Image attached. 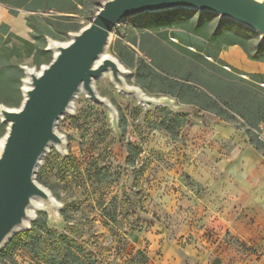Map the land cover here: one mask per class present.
I'll return each mask as SVG.
<instances>
[{
	"label": "rangeland",
	"instance_id": "374dc122",
	"mask_svg": "<svg viewBox=\"0 0 264 264\" xmlns=\"http://www.w3.org/2000/svg\"><path fill=\"white\" fill-rule=\"evenodd\" d=\"M102 1L75 0L72 12L19 8L15 15L0 3L8 14L22 16L27 31L19 36L9 23L0 24H8L11 34L25 37L44 50L47 36L67 40L68 32L75 28L61 31L59 37L43 33L36 39L38 33L26 22L29 14L37 16L42 28H55L47 19L51 15L69 18L59 20L64 27H81L90 21ZM54 3L67 5L65 0ZM164 22L174 26L166 28L165 37L158 33L165 28L152 30L154 24ZM179 24L200 28L207 39L175 28ZM182 32L191 36V42H203L201 54L190 56L175 46L181 42L173 33ZM227 34L237 38L249 35L248 49L252 54L256 52L255 32L209 12L175 8L147 11L121 21L108 52L128 69L126 80L132 84L136 83L134 65L138 58L159 65L162 75L180 83H169L175 92L159 93L154 87L142 90L148 95H166L174 106L145 109L135 98L117 91L108 75L96 79L95 89L115 106L118 123L113 126L108 110L92 103L84 92L78 94L73 113L64 115L57 126L66 136V155L51 147L36 174L62 209L54 221L48 219L45 210L37 211L35 219L41 217L48 228L91 250L97 264H133L130 253L137 255L136 250L146 253L145 264H212L215 258L220 264H264V185L248 179L249 168L244 162L237 173H228L238 154L248 148L263 164L264 158L247 144L243 120L223 111L218 114L220 110L203 96L215 97L202 86L211 81L222 86L224 92L231 90L230 84L260 91V83L250 73L264 75V63L247 58L239 44L217 46ZM211 37L216 38L214 42L209 41ZM10 42L23 51L21 40L12 37ZM152 50L168 58L162 56V62L157 61ZM190 50L197 51L194 47ZM23 62L39 66L31 58L23 57L19 64ZM222 69L232 75L224 76ZM184 83L190 84L194 92L181 86ZM17 101L7 105L17 106ZM173 114L182 117L180 127L171 118ZM5 128L0 122V137ZM129 154L131 160L127 159ZM229 155L232 159L226 158ZM99 167H104L109 176L95 173ZM0 264L40 263L27 249L18 247L12 257L1 253Z\"/></svg>",
	"mask_w": 264,
	"mask_h": 264
},
{
	"label": "water",
	"instance_id": "95a60500",
	"mask_svg": "<svg viewBox=\"0 0 264 264\" xmlns=\"http://www.w3.org/2000/svg\"><path fill=\"white\" fill-rule=\"evenodd\" d=\"M175 8L234 20L255 32L258 43L264 42V0H103L87 24L68 32L67 40L47 36L48 62L38 67L19 64L24 74L20 103L0 102V122L6 125L0 137V250L14 234L31 227L37 211L45 210L50 221L58 219L61 205L36 174L51 147L66 155V136L58 130V121L73 113L79 93L108 110L113 126L118 123L117 110L94 86L106 75L117 91L145 109L174 106L168 96L148 95L138 84L129 83L128 69L107 47L124 19Z\"/></svg>",
	"mask_w": 264,
	"mask_h": 264
},
{
	"label": "trees",
	"instance_id": "16d2710c",
	"mask_svg": "<svg viewBox=\"0 0 264 264\" xmlns=\"http://www.w3.org/2000/svg\"><path fill=\"white\" fill-rule=\"evenodd\" d=\"M66 6H56L54 0H0L1 4H5L10 13L16 14L19 8H24L28 11H38L46 9H57L59 12H72L75 8V0H65ZM47 19L54 24L55 28H42L39 24L38 18L35 14H29L26 18L27 25L38 33L36 39H39L43 33L49 34L53 37H59L58 35L61 31H68L71 28H75L76 31L78 27L75 25L63 26L59 20L69 19L66 16L51 15ZM171 22H164L162 24H154L152 30L158 32L159 29L165 28L161 32H158L161 36H166V28L174 27ZM175 28H180L182 30L193 32L196 35L203 36L207 39V34L201 32L200 28L192 29L187 25H176ZM174 34V38L178 37L181 44H177L181 50L189 54L190 56H198L204 50L203 42L197 44L191 42V36L186 33ZM248 34H250L248 32ZM219 42H215L217 46L224 43L227 45H234V43L239 44L243 51L245 52L247 58H251L255 61L264 63V42L256 44V52L254 54L248 49L246 39L249 35L241 37H233L230 34L224 35ZM17 38L23 42V51H20L15 44H10L11 39ZM215 37L209 38V41L214 42ZM10 44V45H9ZM238 45V46H239ZM189 47V48H188ZM191 47L196 48V52L190 50ZM49 51L41 49L38 44L31 43L25 38L16 37L9 32V26L6 23L0 24V102L7 105L9 101H17V105L20 103L22 94H19L20 85L19 78L22 76V69L19 64L23 57L31 58L33 64L47 63ZM151 55L155 60L162 62V56H166L165 53L162 55L160 53L151 51ZM211 54H208L210 56ZM216 57V54L214 55ZM165 58V59H166ZM46 61V62H45ZM221 62H223L220 59ZM137 63L134 65V76L136 84H138L142 89H149V87H154L156 92L159 93H174L175 89L169 87V83L178 85L179 82L171 81L165 75H162L158 70L162 72L159 65H152V63H147L142 58H138ZM221 73L224 76L229 77L232 72L222 69ZM193 74V73H192ZM258 83L257 91L251 87L243 85L230 84V91H223L222 86L214 85L213 81L210 83H202V86L210 91V93L215 96L214 98L209 95H204V98L209 99L213 104L220 110L218 114L223 112L229 113L232 118L239 116L243 123L244 129H246L247 134V144L251 146L255 151L259 152L264 158V75L250 73ZM191 81V80H190ZM193 81V80H192ZM254 83V82H248ZM262 84V85H261ZM252 85V84H251ZM188 92L193 93L194 88L188 83L181 84ZM199 96L202 95L201 92L198 93ZM222 105H226L225 109ZM173 121L180 127L183 123L182 117L180 115H172ZM127 159L131 160L130 154ZM95 173H104L106 177L109 176L108 172L104 167H99ZM111 181L107 179V183L110 184ZM18 247H23L27 249L40 264H97V259L95 254L88 250L84 245L79 244L74 238L66 236L59 233L56 229L48 228L47 223L39 217L31 222V227L25 231L17 232L11 237V240L5 245L3 249L0 250V254L4 253L9 257H12L13 252ZM130 253V259H132L133 264H145L147 260V255L144 251L136 250L134 255ZM212 264H220V260L214 259Z\"/></svg>",
	"mask_w": 264,
	"mask_h": 264
},
{
	"label": "crops",
	"instance_id": "0c3cea01",
	"mask_svg": "<svg viewBox=\"0 0 264 264\" xmlns=\"http://www.w3.org/2000/svg\"><path fill=\"white\" fill-rule=\"evenodd\" d=\"M0 21L2 22L5 21L6 23H9L12 27V30L17 33L16 35L23 36L26 34L27 26L23 22V18L21 15L18 17H14L8 14L7 12H5V10L0 7ZM236 46H237V48H235L236 51L240 53L239 52L240 47L238 45ZM23 63L27 64V62H23ZM258 66H259L258 68L260 69L262 68L261 65ZM226 158L232 159V156L229 155ZM242 162H244L243 164H245V166H248L249 168L248 171L246 172L248 174V179L253 183L258 181L261 185H264V177L262 178V180H260L261 176H264V164L259 158H255L253 152H251L249 148L238 154L237 161L234 162V164L229 167L228 173L230 172L237 173L238 168L239 166H241ZM205 176L209 177L208 174H205ZM236 176L238 178V175ZM239 178L241 179V177Z\"/></svg>",
	"mask_w": 264,
	"mask_h": 264
},
{
	"label": "bare ground",
	"instance_id": "6f19581e",
	"mask_svg": "<svg viewBox=\"0 0 264 264\" xmlns=\"http://www.w3.org/2000/svg\"><path fill=\"white\" fill-rule=\"evenodd\" d=\"M231 62V61H230Z\"/></svg>",
	"mask_w": 264,
	"mask_h": 264
}]
</instances>
